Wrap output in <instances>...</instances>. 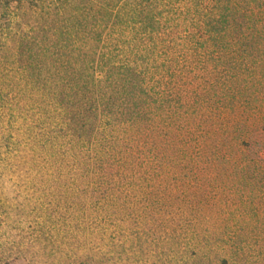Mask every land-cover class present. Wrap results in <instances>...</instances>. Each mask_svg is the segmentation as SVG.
I'll use <instances>...</instances> for the list:
<instances>
[{
	"label": "rangeland",
	"instance_id": "rangeland-1",
	"mask_svg": "<svg viewBox=\"0 0 264 264\" xmlns=\"http://www.w3.org/2000/svg\"><path fill=\"white\" fill-rule=\"evenodd\" d=\"M37 3L0 0V264H264V55L194 63L186 104L126 132L105 84L56 100L16 49Z\"/></svg>",
	"mask_w": 264,
	"mask_h": 264
},
{
	"label": "trees",
	"instance_id": "trees-1",
	"mask_svg": "<svg viewBox=\"0 0 264 264\" xmlns=\"http://www.w3.org/2000/svg\"><path fill=\"white\" fill-rule=\"evenodd\" d=\"M35 8L49 30L20 35L16 49L47 58L56 100L75 90L99 102L105 84L107 114L126 132L140 130L146 113L187 102L176 83L191 78L194 63L246 65L264 55V0H39ZM10 22H0V36Z\"/></svg>",
	"mask_w": 264,
	"mask_h": 264
}]
</instances>
